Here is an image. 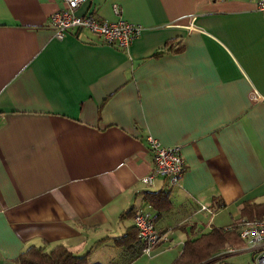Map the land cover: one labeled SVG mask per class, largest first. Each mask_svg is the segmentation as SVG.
Here are the masks:
<instances>
[{
  "label": "crops",
  "instance_id": "obj_1",
  "mask_svg": "<svg viewBox=\"0 0 264 264\" xmlns=\"http://www.w3.org/2000/svg\"><path fill=\"white\" fill-rule=\"evenodd\" d=\"M115 4L143 27L127 50L76 28L55 38L63 0H0V264L60 244L93 264H173L188 237L264 202L256 0H84L76 13L113 20ZM148 136L180 147L177 184L141 181ZM160 190L170 206L155 210L146 193ZM140 208L168 236L150 255L133 225Z\"/></svg>",
  "mask_w": 264,
  "mask_h": 264
},
{
  "label": "built area",
  "instance_id": "obj_2",
  "mask_svg": "<svg viewBox=\"0 0 264 264\" xmlns=\"http://www.w3.org/2000/svg\"><path fill=\"white\" fill-rule=\"evenodd\" d=\"M83 1L63 0V6L51 15L49 24L54 28L55 38L62 39L68 28H76L98 36L105 45L127 50L132 41L140 35L143 27L123 19L120 7L116 4L112 7L116 16L113 20L99 19L92 12L78 15L76 10ZM256 6L264 19V0H256ZM252 99H259L256 91H253ZM146 144L152 155L153 165L150 173L142 177L141 181L151 184L155 176H163L169 184H177L185 169L180 147L163 145L151 136L147 137ZM133 225L142 244L141 252L145 255H150L156 245L168 240L167 233L155 227L152 214L147 209L140 208L135 212ZM223 228L237 230L241 242L252 252L249 264H264V217L251 220L240 218ZM237 252L235 246H226L214 254L215 263L224 261Z\"/></svg>",
  "mask_w": 264,
  "mask_h": 264
},
{
  "label": "trees",
  "instance_id": "obj_3",
  "mask_svg": "<svg viewBox=\"0 0 264 264\" xmlns=\"http://www.w3.org/2000/svg\"><path fill=\"white\" fill-rule=\"evenodd\" d=\"M146 196L155 210L170 206L168 194L162 190L148 192ZM260 217H264V202L248 201L240 207L239 218L251 220ZM125 237L115 238V242L122 243ZM239 242L241 243V240L237 230L212 227L195 238L188 237L183 243L180 254L173 260V264H225V261L215 263L214 254L226 246H233ZM88 253L75 255L61 244L50 250H45L43 246L31 245L17 256L16 264H93L88 261Z\"/></svg>",
  "mask_w": 264,
  "mask_h": 264
},
{
  "label": "rangeland",
  "instance_id": "obj_4",
  "mask_svg": "<svg viewBox=\"0 0 264 264\" xmlns=\"http://www.w3.org/2000/svg\"><path fill=\"white\" fill-rule=\"evenodd\" d=\"M215 227H223L222 222H217L215 224ZM235 245H237L236 248L238 249V251L242 250L244 247V246L242 247L240 242H239V244H235ZM251 260H252L251 254L249 252H245L242 256L239 255V253L237 252L236 254L231 255L227 258V263L248 264L249 262H251ZM142 264H151V262L149 260H147V257L144 256V258H142Z\"/></svg>",
  "mask_w": 264,
  "mask_h": 264
}]
</instances>
